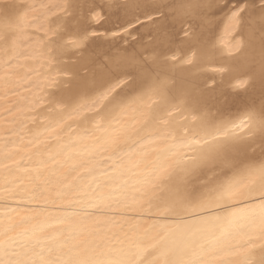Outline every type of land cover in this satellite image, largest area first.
<instances>
[{"label":"snow or ice","instance_id":"1","mask_svg":"<svg viewBox=\"0 0 264 264\" xmlns=\"http://www.w3.org/2000/svg\"><path fill=\"white\" fill-rule=\"evenodd\" d=\"M0 264H264V0H0Z\"/></svg>","mask_w":264,"mask_h":264},{"label":"bare ground","instance_id":"2","mask_svg":"<svg viewBox=\"0 0 264 264\" xmlns=\"http://www.w3.org/2000/svg\"><path fill=\"white\" fill-rule=\"evenodd\" d=\"M221 2H223V0H221ZM232 3H235V0H232ZM226 23V12L220 13L217 22L212 26L210 31L206 32L205 39L215 43L218 47H222L220 41L224 36ZM105 27H110V25L98 26L96 30L102 33L105 31ZM96 43L104 47L108 45V42L103 37L97 40ZM227 63V52H218L213 58L197 69V72L201 81H207L210 88L215 89L218 93H223L225 96L231 97L234 91H236V89L233 88L235 81L229 74L219 71V69Z\"/></svg>","mask_w":264,"mask_h":264}]
</instances>
